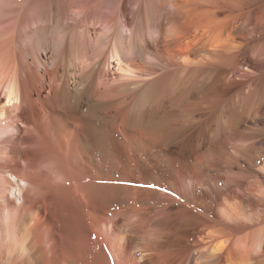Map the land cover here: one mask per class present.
Here are the masks:
<instances>
[{
    "label": "bare ground",
    "instance_id": "6f19581e",
    "mask_svg": "<svg viewBox=\"0 0 264 264\" xmlns=\"http://www.w3.org/2000/svg\"><path fill=\"white\" fill-rule=\"evenodd\" d=\"M0 264H264V0H0Z\"/></svg>",
    "mask_w": 264,
    "mask_h": 264
},
{
    "label": "rangeland",
    "instance_id": "374dc122",
    "mask_svg": "<svg viewBox=\"0 0 264 264\" xmlns=\"http://www.w3.org/2000/svg\"><path fill=\"white\" fill-rule=\"evenodd\" d=\"M151 187L153 188L154 186H153V185H151Z\"/></svg>",
    "mask_w": 264,
    "mask_h": 264
}]
</instances>
